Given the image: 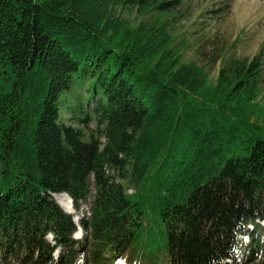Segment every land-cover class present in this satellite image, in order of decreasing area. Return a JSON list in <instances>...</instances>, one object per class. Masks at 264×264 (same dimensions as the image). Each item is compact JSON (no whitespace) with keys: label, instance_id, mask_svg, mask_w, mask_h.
Instances as JSON below:
<instances>
[{"label":"trees","instance_id":"1","mask_svg":"<svg viewBox=\"0 0 264 264\" xmlns=\"http://www.w3.org/2000/svg\"><path fill=\"white\" fill-rule=\"evenodd\" d=\"M183 5L0 0V264H226L241 235L257 246L264 46L185 62ZM54 194L93 197L82 240Z\"/></svg>","mask_w":264,"mask_h":264},{"label":"rangeland","instance_id":"2","mask_svg":"<svg viewBox=\"0 0 264 264\" xmlns=\"http://www.w3.org/2000/svg\"><path fill=\"white\" fill-rule=\"evenodd\" d=\"M183 2L178 27L187 31L185 40L188 47L182 51L185 62L206 63L207 57L203 56V52L207 55L208 51L214 46L218 49L223 47L225 50L230 48L233 53L236 52L235 54L238 57L243 58L254 57L258 54L260 48L264 46V0H183ZM202 35V41L204 42L201 41V43L199 38ZM236 44L234 52L233 47ZM220 63L219 61L210 72L211 83L216 80ZM77 81L80 85L83 82L79 79ZM76 90L77 93L81 92L79 88ZM77 100V98H72L70 103L64 106L63 119L68 125H72V122L67 121L72 119V115H74L70 108H72V105L76 106ZM83 103L89 112L96 105L95 101L86 103L83 100ZM255 115L261 120L264 119V95L258 101ZM81 117H85V114L83 113ZM73 125L76 126V123ZM77 125L86 130H93L96 127L92 122L89 123L88 127L79 123ZM92 200L93 197L89 200V204H81L80 208L75 211L76 216L71 213L76 223L78 221L81 223L80 219L90 216V203ZM262 226H264V222H262ZM84 235V230L77 227L76 239L82 238L81 236ZM262 239L264 238L262 237ZM48 241L53 245L55 244L52 236H49ZM247 241L248 239L244 240V244H247ZM59 253L58 251L54 253L55 259L58 258ZM260 255L264 256V253L260 252Z\"/></svg>","mask_w":264,"mask_h":264},{"label":"bare ground","instance_id":"3","mask_svg":"<svg viewBox=\"0 0 264 264\" xmlns=\"http://www.w3.org/2000/svg\"><path fill=\"white\" fill-rule=\"evenodd\" d=\"M56 199L66 212L72 213L74 216H76V210H74V205L72 204L70 198L67 195L56 196Z\"/></svg>","mask_w":264,"mask_h":264},{"label":"water","instance_id":"4","mask_svg":"<svg viewBox=\"0 0 264 264\" xmlns=\"http://www.w3.org/2000/svg\"><path fill=\"white\" fill-rule=\"evenodd\" d=\"M60 195H67V194H60ZM54 197H56V196H59V194L58 195H53ZM68 196V195H67ZM69 197V196H68Z\"/></svg>","mask_w":264,"mask_h":264}]
</instances>
